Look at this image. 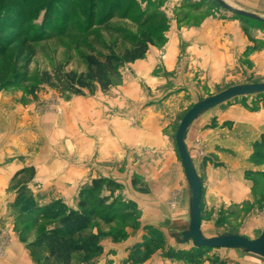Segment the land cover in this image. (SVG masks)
Instances as JSON below:
<instances>
[{
    "label": "rangeland",
    "instance_id": "1",
    "mask_svg": "<svg viewBox=\"0 0 264 264\" xmlns=\"http://www.w3.org/2000/svg\"><path fill=\"white\" fill-rule=\"evenodd\" d=\"M225 1L264 15V0ZM203 28L224 35L190 52L188 41L203 37ZM139 38L148 40L147 52L118 65L107 89L75 93L61 87L60 72L85 71L87 55H122ZM263 81L264 22L215 0H0V167L15 168L0 196V256L19 245L23 264H48L45 249L29 244L91 194L95 202L87 210L106 197L108 212L101 210L104 216L77 237L99 248L74 253L71 264H157L160 258L165 264H227L219 248L200 247L192 260L180 254L195 246L180 243L181 231L170 225L188 191L175 134L199 99ZM237 101L248 107L262 102L264 108V92L207 110L187 142L203 180L201 227L207 236L255 238L264 228V171L243 178L239 166L229 164L238 153L218 145L221 150L211 154L202 136L231 130L222 115ZM230 167L237 172L228 173ZM209 170H219L214 187ZM226 176L232 194H239L229 201L217 188ZM99 178L104 183L95 188ZM24 212L40 220L21 224L18 214Z\"/></svg>",
    "mask_w": 264,
    "mask_h": 264
},
{
    "label": "trees",
    "instance_id": "2",
    "mask_svg": "<svg viewBox=\"0 0 264 264\" xmlns=\"http://www.w3.org/2000/svg\"><path fill=\"white\" fill-rule=\"evenodd\" d=\"M148 40L139 38L135 40L132 47L126 49L122 55H118L113 51L108 53L89 54L86 56L87 69L82 72L69 70L60 72L58 80L61 87L75 93H83L84 89L94 91L97 87L107 89L111 84L112 75L117 70L118 65L124 61H134L144 56L148 50ZM252 158L264 160V132L260 138L254 141V151ZM22 169L19 173L24 172ZM94 187L100 188L103 185V179H95ZM108 186H119L113 181H109ZM94 195H86L80 200V207L77 209L70 208L59 215V220L46 231L39 232L31 241L29 246L45 249L44 260L48 264H71L74 253L84 252L86 254L94 252L99 247H93L92 243L80 240L77 235L86 229L90 223L101 215V210H108L105 207V199H98L95 206L89 211L87 208L95 202ZM98 205V206H96ZM81 208H85L81 209ZM95 208V209H94ZM96 208L100 209L97 211ZM18 220L21 224L29 222H38L40 215H33L31 212L18 214ZM200 247H194L193 250H180L181 253L189 255L190 259H195L201 253Z\"/></svg>",
    "mask_w": 264,
    "mask_h": 264
},
{
    "label": "crops",
    "instance_id": "3",
    "mask_svg": "<svg viewBox=\"0 0 264 264\" xmlns=\"http://www.w3.org/2000/svg\"><path fill=\"white\" fill-rule=\"evenodd\" d=\"M198 32L203 37L194 40L193 42L188 41L189 43L187 45H190L189 48L190 52L194 51L195 47H193V45L196 46L199 44L205 46L210 42L219 43V39L215 38V36L220 33H221L220 35H224V30H217L215 28H203L201 29V31L199 30ZM174 50L175 48H169L168 52ZM173 59L174 58L168 56L166 61L172 63ZM152 65L154 66V63H152ZM248 103L250 104V101H248ZM254 103L256 104L255 107L254 106L248 107L242 105L240 101H237L236 103L232 104V106L228 109V111L223 112L222 118L225 120H229V122L233 124L231 130H213L211 132L206 131L202 135L203 140L206 143L205 146L210 151L211 154L214 153L217 154L219 150H221V148H226V149L228 148L231 151L238 153L237 155H239L238 156L239 158L237 162L232 160L233 162H229V164H237V166L239 167L236 170L237 171L242 170L243 178L244 175L246 176V173L248 174L251 171H264V164L256 165L253 161L255 159L252 158V153L254 151V141L260 138L261 134L264 132V108L261 104L262 102L254 101ZM198 119L194 121V123L190 128L187 142L192 137V128ZM204 125L201 124V126ZM218 145L221 148L216 149ZM221 158L219 159L220 161H222ZM231 170L232 172L235 171L233 167H230L228 173H230ZM14 172H15L14 167H11L9 169L4 166L0 167V196H5L4 191H5L6 183L8 180L11 179ZM218 174H219V170H212V171L209 170L208 178H210V180L212 179V186L214 185L213 182L216 179H218L217 176ZM222 179L223 181H221L220 186L217 187L219 194L223 196V198L228 197L227 201L231 200L230 199L231 197L238 196L239 194L237 192L234 194H232L231 192V188H232L231 178L226 176V178L224 177ZM189 198H190V192L188 186L187 200L185 204L182 206L181 212L178 213L176 216L172 217L170 222L171 227L175 229L177 228L176 230L181 231V233L183 230L188 229L189 227V222H190ZM1 211L3 212L4 210H0V216H1ZM18 246L19 245L12 246L10 249L7 250L5 256H0V264H23L26 259L23 257V254L19 253L20 248ZM219 250H225L224 255H226L228 258L227 264H264V257L252 252L244 251L243 249L240 248H219ZM166 261H167L166 258H160V261H158L157 264H165Z\"/></svg>",
    "mask_w": 264,
    "mask_h": 264
},
{
    "label": "water",
    "instance_id": "4",
    "mask_svg": "<svg viewBox=\"0 0 264 264\" xmlns=\"http://www.w3.org/2000/svg\"><path fill=\"white\" fill-rule=\"evenodd\" d=\"M215 1L223 8L235 14L255 21L264 22V15L235 7L227 3L225 0ZM263 92L264 81L235 84L218 93L199 99L181 118L175 134V140L177 151L189 186L190 222L188 229L182 231V237H177L180 242L185 243L191 241L195 247L240 248L244 251L252 252L264 257V228L255 238H249L248 236L235 232H222L213 236H207L204 234L201 227L203 180L198 173L187 144V138L192 124L207 110L228 102L238 96L253 95Z\"/></svg>",
    "mask_w": 264,
    "mask_h": 264
},
{
    "label": "built area",
    "instance_id": "5",
    "mask_svg": "<svg viewBox=\"0 0 264 264\" xmlns=\"http://www.w3.org/2000/svg\"><path fill=\"white\" fill-rule=\"evenodd\" d=\"M2 252H3V246H2V242H1V244H0V254H3Z\"/></svg>",
    "mask_w": 264,
    "mask_h": 264
}]
</instances>
